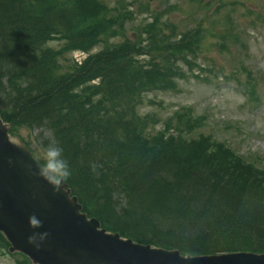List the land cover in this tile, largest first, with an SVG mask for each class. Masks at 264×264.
Returning <instances> with one entry per match:
<instances>
[{"label": "trees", "instance_id": "obj_1", "mask_svg": "<svg viewBox=\"0 0 264 264\" xmlns=\"http://www.w3.org/2000/svg\"><path fill=\"white\" fill-rule=\"evenodd\" d=\"M115 75H119V83L124 86L122 80L125 77L118 71L112 74ZM120 92H116L115 96ZM22 102V99L21 102L15 101L17 106ZM112 102L114 103V100ZM42 108L44 107L35 109L43 111ZM28 117L30 118L29 115ZM23 118L25 119V114ZM31 120L39 119L37 116ZM106 123L110 122L101 119L91 120L88 133H83V123L81 126L74 124L70 137H67L56 124L53 125V129L60 146L66 149L67 144L77 146L83 153L81 158L75 154L77 159H73L70 151L72 148H68V151L64 150L74 179L75 174H78V178H83L78 171L80 167L88 169L87 167H91L93 163L94 168L90 170L93 171V175L98 170L102 175L111 171L116 172L114 175L118 184L120 183V186L127 191L131 202L139 207L138 212L133 213V220L130 221L132 231L125 229L130 235L140 238L151 235L161 241L178 243L179 246L190 250L200 247L204 238L203 233L214 229L219 223L220 226L223 223H242L253 234H257L261 244L264 245V208L255 207L249 195L232 191L215 181L213 177H200L191 167L176 158L179 155H174L170 151L152 153L148 157L142 155L143 148L137 145L138 141L132 134L124 135L119 132L117 135L115 132L114 138L110 126ZM107 130L110 132H106ZM65 138L72 142H66ZM110 138L117 139L120 144L112 147L109 144ZM120 150L125 151L124 154H129L130 159L133 157L138 162L132 173H128L126 167L119 166L116 169V162L115 167H112L113 155L119 156ZM92 153L101 156H93ZM111 184L113 182L100 176L94 187L108 191V186ZM90 200L95 203L94 198L91 197ZM96 208L101 209L100 213L103 217L109 216L110 209L103 203L102 198L96 203Z\"/></svg>", "mask_w": 264, "mask_h": 264}, {"label": "bare ground", "instance_id": "obj_2", "mask_svg": "<svg viewBox=\"0 0 264 264\" xmlns=\"http://www.w3.org/2000/svg\"><path fill=\"white\" fill-rule=\"evenodd\" d=\"M36 4L38 7H36V11L32 12V14L40 11L43 8H46V11L41 14L40 16H32L28 13L27 9L21 10L20 7L16 6L19 5V2L16 0H0V31L2 29L5 30V36L0 37V71L9 69L11 72H13L16 75H19L18 72V66H20L21 61H23L26 56L31 57V48L32 43H28L24 48L22 46H19L16 43H12L11 41L15 36L14 33H17L15 30H13V33H10L11 27H10V17L13 18H23L25 24H29V22H26L25 20H28L27 18L32 19V22L34 25L38 26H46L48 28L52 23V18L55 10H50L45 3L42 2V0H36ZM41 6V7H40ZM54 26V25H53ZM22 37L20 38L21 41ZM8 41V44H7ZM29 52V53H28ZM28 53V54H27ZM15 59L16 62L13 60ZM8 63V64H5ZM45 70L44 66L42 64L35 65L34 69H31V73L28 77H39L41 73H43ZM12 81L14 83L15 90L13 91V95L15 99L19 97L20 91L18 90V77L12 76ZM122 85H119V82H114L109 84L106 87V92L108 94H115L116 92H119L122 89ZM23 94L24 99L22 102V110L23 114L29 115L30 119L36 116V114L33 112L34 109L38 107H42L40 104L41 98L37 96L36 92L24 88L21 92ZM51 94V91L46 90V96ZM65 100V99H64ZM66 101V100H65ZM47 105L43 106V111L39 112V115H42L44 120L48 122L50 126H53L55 123L56 125L63 130V133L68 137H70L71 134V128L74 126V124H78L79 126L84 124L83 127V133H88L89 128L91 127V119L90 116L82 112L81 114L75 109L77 106L75 104L69 105L66 107L64 104H57L55 101H53L51 98L47 97L46 99ZM68 104V103H67ZM115 119H118L121 114L119 112H116L113 114ZM110 126V130L113 132L114 138L116 137V127L114 126L116 123L113 122V125L111 123H106ZM110 130H107L106 132H110ZM117 134V133H116ZM66 139V138H65ZM66 142L71 143L72 141L69 139V141L66 139ZM65 142V144H67ZM119 141L117 139H109V144L113 146H118ZM120 144V143H119ZM165 145V144H163ZM68 148H72L70 151H72L73 159H77L76 155H79L81 158V155L83 154L82 151L77 146H69L67 144ZM156 146V145H155ZM68 148L66 149L64 147L65 151H68ZM143 150L142 155L149 156L153 153V150L148 147H142ZM173 148L172 145H168L166 148H162L164 150H171ZM91 153V152H89ZM125 151L120 150L119 156L113 155V162L112 167H115L114 163H120V168H127L128 173H132L134 171L135 167L138 165L136 159L131 157L129 154H124ZM93 156H101L97 153H92ZM96 160V157L94 158ZM94 163L91 164V167H87L89 170H93ZM11 186L9 184H1L0 187V200H4V204H0V212L3 214L4 218H7L8 225L11 226L12 222L16 221L18 226H21L22 231L25 235L28 237L33 234V230L29 228L28 225V219L32 215H36L43 223V227L41 229L36 230L37 232H47L54 235V239L47 238V240L42 244V246L48 248L50 251L47 252V256L51 259L57 260L58 262H61L64 260V258L61 257V250H70V254L68 257L70 258V261L68 264H100V259H104L105 261L109 262V264H121L119 258H117L113 251L110 250L107 252V246L105 242H99L95 243V239L90 238L91 241H87L86 237L82 238V246L80 243L78 245L74 244L68 246L67 242L64 244V238L63 235L67 232H69L70 235H75L80 233L82 230H84L81 226H77L75 224V220L73 219L74 216H76V212L68 209V207L65 205V200L63 198H56L55 200L59 203L58 205H51V202L49 201H42L40 199V196L36 195V198L30 197L26 195L24 192H16L17 196L21 198L22 203H25V205L20 206L17 198L12 194ZM37 199L39 203H42V207H38V204H36L34 201ZM46 202V203H44ZM27 207V208H26ZM68 211V213L64 214L65 211ZM97 212H101V209H95ZM109 219V218H105ZM75 226V227H74ZM131 224L129 219H124L120 223L121 229H127V231H132ZM77 232V233H76ZM61 234V236H59ZM57 239V240H56ZM78 239V237H77ZM67 259V257H66ZM123 262V261H122ZM125 263H129L128 261Z\"/></svg>", "mask_w": 264, "mask_h": 264}, {"label": "rangeland", "instance_id": "obj_3", "mask_svg": "<svg viewBox=\"0 0 264 264\" xmlns=\"http://www.w3.org/2000/svg\"><path fill=\"white\" fill-rule=\"evenodd\" d=\"M147 1H152L156 3L155 5L157 6L162 4V2H156L155 0ZM167 1L177 4L181 9V14L178 12L173 16L175 23H180L181 26H188L189 19H200L203 17V15L201 17V12H199V6L202 2H208L209 0ZM112 2L113 1L110 3ZM247 6L253 8L255 7V2L249 3ZM193 12L195 13L194 15L192 14ZM222 13L224 12L222 11ZM241 14L242 12H240L237 19L234 20V28L238 35H248L245 39L248 45V65L253 70L260 71L261 75L258 76V79L264 86V28H259L255 33L246 32V20L241 18ZM60 63L63 67L66 64L64 60H61ZM221 64L229 66L227 60L224 59L221 61ZM149 98L164 103L162 109L153 107L154 110H157L156 112L160 118H165L166 116L171 115L180 107H191L192 110H194L195 115L204 114L206 116V127L203 129L204 133L211 134L216 140H226L240 155L251 158L260 156L264 159V106L254 112L246 109V102L236 92L232 84H225L221 86L219 90L213 91L209 86L201 85L191 80H184L179 82L178 94H149L146 100ZM148 110L149 108H147V111ZM237 123L239 130L236 129ZM228 126L232 127L231 131H226ZM27 134L28 133H26L24 129H21L17 134L18 137L12 138V141L22 146V142L20 141V139H22L26 142H30L32 148H35V144L37 143L36 138L39 136L44 138L50 137V133L44 129L34 130L30 136ZM11 171L12 170L9 169L8 174L10 173V175H12ZM108 174H110L109 181H113L114 173L109 172ZM2 179H5V172L2 171V166L0 164V181ZM15 179V177L10 176V181H15ZM18 187L21 188L22 186L18 185ZM191 198H193V196ZM38 205L42 207V204ZM0 220L3 226L6 224L8 225L7 218H4L1 215ZM219 224L218 229L220 231L234 229L239 225H242V223H223L221 226ZM12 229L13 224H11L9 230L12 231ZM196 231L201 232V230ZM51 236L52 232L48 237L50 238ZM257 237L259 238L258 235ZM11 260L12 259L9 257L0 259V264H9Z\"/></svg>", "mask_w": 264, "mask_h": 264}, {"label": "clouds", "instance_id": "obj_4", "mask_svg": "<svg viewBox=\"0 0 264 264\" xmlns=\"http://www.w3.org/2000/svg\"><path fill=\"white\" fill-rule=\"evenodd\" d=\"M41 159L42 164L39 165L38 170L39 178L48 184L53 192H59L61 185L72 177V169L65 157L64 148L58 143L49 144L41 152ZM28 225L33 230V234L28 237L27 244L35 250H39L47 240L49 233L36 231L43 227L42 221L36 215L29 217Z\"/></svg>", "mask_w": 264, "mask_h": 264}, {"label": "water", "instance_id": "obj_5", "mask_svg": "<svg viewBox=\"0 0 264 264\" xmlns=\"http://www.w3.org/2000/svg\"><path fill=\"white\" fill-rule=\"evenodd\" d=\"M0 164H1V166H2V171L5 172V179H2L1 182H2L3 184H7L8 181L10 180V176L13 177V175H10V173L8 174L9 167H8V165L6 164V162H5L4 160H2ZM7 174H8V175H7ZM34 202H35L36 204H42V203H39V202L37 201V199H36ZM38 207H40V206L38 205ZM76 233H77V232H76ZM59 236H61V234H59ZM61 237H62V236H61ZM77 237H78V239H77ZM85 237H86V240H87V241H91V240L88 238L87 235L83 234L82 231H81L80 233H78V234H75V235H70L69 232H67V233H65V234L63 235V238H64V244L67 242V245L70 246V245L74 244V242H75V245H78V244L80 243V245L82 246V243H81V242H82V238H85ZM22 238L27 242V239H28V236H27V235H25V234L23 233ZM50 238H54V235H52ZM56 240H57V239H56ZM47 250H49V249L47 248ZM106 250H107V252L110 251V249H106ZM39 252H40V251H39ZM40 253H43V251H41ZM113 254H114L117 258L122 259V260H124V261L134 262V261H132L130 258H129V259H127V258H122L121 256L117 255L114 251H113Z\"/></svg>", "mask_w": 264, "mask_h": 264}]
</instances>
